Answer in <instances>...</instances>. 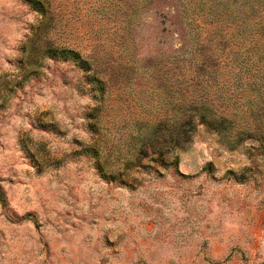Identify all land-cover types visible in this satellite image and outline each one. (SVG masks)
<instances>
[{
  "label": "rangeland",
  "instance_id": "374dc122",
  "mask_svg": "<svg viewBox=\"0 0 264 264\" xmlns=\"http://www.w3.org/2000/svg\"><path fill=\"white\" fill-rule=\"evenodd\" d=\"M47 1L41 22L29 0H0V264L264 263V133H235L240 106L232 133L196 118L173 155H137L184 95L170 89L185 44L160 17L171 9Z\"/></svg>",
  "mask_w": 264,
  "mask_h": 264
},
{
  "label": "trees",
  "instance_id": "16d2710c",
  "mask_svg": "<svg viewBox=\"0 0 264 264\" xmlns=\"http://www.w3.org/2000/svg\"><path fill=\"white\" fill-rule=\"evenodd\" d=\"M29 1L41 15V22L51 18L49 1ZM149 1L136 0V4ZM243 1L242 6H236L231 0L162 1L171 9V13L160 14L162 21L173 19L170 23L179 27L181 35L183 32L185 36V44L173 57L172 63L176 62L173 69L178 72L172 74L174 80L170 83V89L174 86L183 90L184 95L181 94V100L171 108L172 114L160 113L152 121L151 131L145 138L148 142L141 140L137 155L148 144L151 150L161 156L164 143L170 145L166 152L173 155L174 148L180 145L181 140L190 139L196 118L220 133H232L229 127L237 113L228 109V106L242 108L244 116L241 119L245 125L235 131L239 137L260 136L264 133L260 125L264 13L257 17L259 6H262L261 11L264 12V0ZM42 52L72 55L80 60L86 70H92L93 57H84L73 48L48 43ZM92 80L102 86V81L95 76ZM213 101H219L215 106L218 110L213 107ZM248 120L251 127L246 126Z\"/></svg>",
  "mask_w": 264,
  "mask_h": 264
},
{
  "label": "crops",
  "instance_id": "0c3cea01",
  "mask_svg": "<svg viewBox=\"0 0 264 264\" xmlns=\"http://www.w3.org/2000/svg\"><path fill=\"white\" fill-rule=\"evenodd\" d=\"M248 264V263H247ZM253 264V263H252ZM261 264H264V263H261Z\"/></svg>",
  "mask_w": 264,
  "mask_h": 264
}]
</instances>
